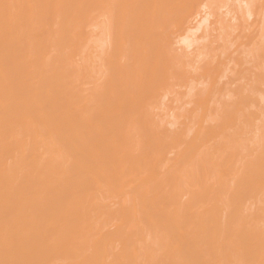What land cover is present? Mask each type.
<instances>
[{
	"label": "bare ground",
	"instance_id": "6f19581e",
	"mask_svg": "<svg viewBox=\"0 0 264 264\" xmlns=\"http://www.w3.org/2000/svg\"><path fill=\"white\" fill-rule=\"evenodd\" d=\"M216 1L0 0V150L58 151L0 166V264H264V0Z\"/></svg>",
	"mask_w": 264,
	"mask_h": 264
},
{
	"label": "rangeland",
	"instance_id": "374dc122",
	"mask_svg": "<svg viewBox=\"0 0 264 264\" xmlns=\"http://www.w3.org/2000/svg\"><path fill=\"white\" fill-rule=\"evenodd\" d=\"M215 1H216V0H215ZM221 1H223V0H221ZM224 1H226V0H224ZM224 1H223V2H224ZM227 1H229V0H227ZM212 2H213V1H212ZM212 2H211V3H212ZM217 2H218V1H216L214 4L211 5V7H212V8H211V11L213 12V14H214L213 16H214V17H210L211 22H212V25H211V23L209 22V23H210L209 25H211V26H210V29H212V26H213V25H216V26H214V28L212 29L213 32H211L212 30L210 31V32H211V35L214 34L215 37H216V35H217V32L219 31V26H220V25L223 26L225 23H228V24H226L225 27H223L224 29H223V28L220 29V32H221V30L223 29V32H221V33H223L222 36H224V32L227 34V30L230 31V33L232 32L231 29H228L230 26H231V28H232V24H230V22H229V21L231 20V19H229V18L231 17V15H230V14L227 15L225 12H227V11H232V14H234V15H238L237 18H241V17H242L241 12L238 11L239 9H237V7H236V5H238V3L236 2V0H230L229 3H228V2H226V3L224 2V3H225V4H224V7H226L225 5H227V7H226L227 9H225L224 7H222L223 4H221V5L219 4L220 0H219L218 3H217ZM234 2H235V4H234L235 6H234V5L232 6V4H233ZM220 3H221V2H220ZM227 3H228V4H227ZM215 4H216V5H215ZM256 4H257V3H255V9L259 11V8L256 7ZM260 4H261V3H260ZM219 5H220L221 8H219ZM258 5H259V3H258ZM213 6H215V7H213ZM259 6H260V5H259ZM217 7H218V8H217ZM234 8H235V9H234ZM222 9H223V10H222ZM216 11H217V12H216ZM218 11H219V12H218ZM237 11L240 12V14H239ZM258 11H256V12L253 14V16L250 18V20H249V18L247 19V20H249V21H245L246 18H243L245 22L242 21L243 19H240V20L237 19L238 21H236V22H237L236 25H237V24H238V25L236 26V28H237L238 26H239L238 28H241V27H244V28H245L246 25H248L249 23H251L250 21H251V19L253 20V18H254L253 21L256 23V22L260 19L259 16L261 15L260 11H259V12H258ZM94 12H95V11H94ZM94 12H92V13H94ZM233 12H234V13H233ZM95 13H97V12H95ZM90 14H91V13H90ZM218 14H219V15H218ZM93 15H95V14H93ZM93 15H92V16H93ZM215 15H216V17H215ZM224 15H225V17H224ZM256 15H257V16H256ZM218 17H219V18H218ZM222 17H223V18H222ZM94 19H95V17L93 16V21H94L95 23L93 24V22H92V20H91L90 22H92L93 25H92L91 23H90V24L88 23V24H87V27H86V30H85L86 32H88V33L85 32L86 35L89 34V36H86L88 39H86L85 42H87V43H83V47H81V48H79L81 45H78V48L82 50V51L80 50L81 53H79L80 56L82 57V59H81L82 62H81V63H83V59H84V62H85V61H86V62L88 61V62H87V66L89 65L88 68L90 69V64H91V62H92V64H93L92 68L94 67L92 70L95 69V66H96V64H97V61H95L96 59L94 60L93 58H94L95 56L97 57L96 54L98 53V52H96V53L94 54L93 51L95 52V50H93V48L96 47V49H98L99 46H98V45H95V44H97V40H96V43H95V44H91V42L94 43L95 40H92V39H93L94 37H96V36H99L100 33H101V32H99V31H102V29H101L100 27H97V26H98V25H97L98 23H96L97 20L95 21ZM210 19H209V20H210ZM213 19H214V21L217 20L218 22L216 21L217 23L213 24V22H214ZM215 19H216V20H215ZM218 19H219V20H221V19H224V20H225V19H226V20H225V21L222 20V21H224V23L222 22L223 24H222V23L219 24L220 22H219ZM228 19H229V21H228ZM226 21H227V22H226ZM239 21H240V22H239ZM242 22H243L244 24L247 22L248 24H245V25L243 24L244 26H241L242 24L239 25V23H242ZM254 22L251 23V24L254 25ZM95 24H96V28H95ZM217 24H218V25H217ZM251 24H250V25H251ZM227 25H228V26H227ZM92 26H94V27H92ZM226 26H227L228 28H226ZM240 26H241V27H240ZM248 26H249V25H248ZM254 26H255V28L257 27L256 25H254ZM90 27H91V28H90ZM217 27H218V28H217ZM233 27H235V26H233ZM246 27H247V26H246ZM87 28H88L89 30H88ZM93 28H94V29H93ZM97 28H98V30H97ZM216 28H217V29H216ZM244 28H241L240 32H238V33H236V34H231V36H232V35H235V36H233V37H234V38L237 37L238 40H241V39L245 36L244 39H242L241 41L245 40V38H246V36H247V35H245V34L247 33L248 30L246 29V32L244 33V35L239 34V33H241V31H242ZM255 28H253V29L250 28V29H251L250 31L254 30L253 32H255L254 34L251 32L252 35H255V34H256ZM91 29H92V30H91ZM95 29H96V31H94ZM100 29H101V30H100ZM214 29H216V30H214ZM225 30H226V31H225ZM236 30H237V29H236ZM244 30H245V29H244ZM97 31L99 32L98 34H97ZM214 31H217V32H214ZM233 31H235V30H233ZM238 31H239V30H238ZM250 31H248V32H249V33H248L249 35H250ZM90 32H91V34H93L92 36L90 35ZM94 32H96V33L94 34ZM200 32H201V34H202V33L204 34V31L202 30V31H199V32L197 33V36H198V34H199ZM235 32H237V31H235ZM235 32H234V33H235ZM242 32H243V31H242ZM218 33H219V32H218ZM232 33H233V32H232ZM83 34H84V33H83ZM101 34L104 35L103 33H101ZM201 34H200L198 37H201ZM226 34H225V36H226ZM228 34H229V33H228ZM228 34H227V35H228ZM211 35H210L209 37H212ZM218 35H219V34H218ZM236 35H239L240 37L243 36V37H242V38H238V36H236ZM84 36H85V34H84ZM90 36H91V38H90ZM93 36H94V37H93ZM100 36H101V35H100ZM222 36H221V37H222ZM229 36H230V34L228 35V37H229ZM231 36H230V37H231ZM86 37H83V38H86ZM215 37H213V38H215ZM226 37H227V36H226ZM228 37L226 38V40H227V39H230V37H229V38H228ZM98 38H99V37H98ZM98 38L96 37V38H94V39H98ZM222 38H224V37H222ZM234 38H232V40H234ZM89 39H90V40H89ZM224 39H225V38H224ZM237 39H235V40H237ZM255 39H256V38H255ZM255 39H254V40H255ZM210 40H211V39H210ZM213 40L216 41L217 38H215V39H213ZM213 40H212V41H213ZM218 40H219V39H218ZM218 40H217V43H216V44H218L219 41L224 42V40H221V39H220L219 41H218ZM230 40H231V39H230ZM235 40H234V41H235ZM238 40H237V41H238ZM208 41H209V40H207V42L203 41V44H204V45H202L201 42H200L201 44L199 43V44H195V45H193V47H192L193 49L191 48V50L193 51L194 48L197 49L198 47L202 50V46H204V47L207 49V46H205V43H208ZM214 41H213V42H214ZM246 41H247V39H246ZM83 42H84V41H83ZM204 42H205V43H204ZM209 42H210V41H209ZM239 42H240V41H239ZM84 44H86V45H84ZM208 44H209V43H208ZM208 44H207V45H208ZM210 44H211V42H210ZM210 44H209V45H210ZM219 44H222V43L219 42ZM85 46H86L87 48H85ZM93 46H94V47H93ZM97 46H98V48H97ZM200 46H201V47H200ZM88 47H89V48H88ZM82 48H85V49H82ZM91 48H92V49H91ZM206 49H205V50H206ZM231 49H232V48H231ZM231 49H230V50H231ZM233 49H234V47H233ZM233 49H232V50H233ZM241 49H242V48H241ZM84 50H85V51H84ZM90 50H91V51H90ZM198 50H199V49H198ZM203 50H204V49H203ZM203 50H202V52H203ZM75 51H76V50H75ZM75 51H73V53H75V54H73L74 56H72V61L77 60V58L80 57V56H78V52H79L78 49H77L78 52H75ZM83 51H84V52H83ZM89 51H90V52H89ZM96 51H97V50H96ZM85 52H86V53H85ZM193 52H194V51H193ZM195 52H196V50H195ZM76 53H77V55H76ZM84 54L88 56V59H87V57L85 58V55H84ZM90 54H91V55H90ZM98 54H99V53H98ZM75 55H76V56H75ZM92 55H95V56H92ZM191 55L196 56L197 53H195V55H194V53L191 54ZM77 56H78V57H77ZM83 56H84V58H83ZM90 56H91L92 58H91ZM193 56H192V57H193ZM76 57H77V58H76ZM81 57H80V58H81ZM96 57H95V58H96ZM196 57H198V56H196ZM75 58H76V59H75ZM80 58H79V59H80ZM89 58H90V59H89ZM193 58H195V57H193ZM86 59H87V60H86ZM91 59H93V60H91ZM190 59H192V58L190 57ZM195 59H196V58H195ZM81 60H79V61L77 60L76 62L79 64V62H80ZM193 60H194V59H193ZM196 61H197V60H196ZM73 63H75V62H73ZM77 63H75V64L78 65ZM81 63H80V64H81ZM95 63H96V64H95ZM75 64H73L74 67H76ZM83 64L86 65V63H83ZM243 66H244V65H243ZM85 69H86V67H85ZM89 69H88V70H89ZM92 70L90 69V71H92ZM88 73H89V72L86 71L87 78L90 77V76L88 75ZM93 73H94V72H93ZM93 73L91 72L90 75H93ZM88 76H89V77H88ZM91 77H92V76H91ZM91 77H90V79H91ZM90 79H88V80H90ZM92 79H93V78H92ZM89 83H90V82H89ZM90 85H91V84H90ZM88 86H89V85H88ZM177 90H178V89H177ZM182 90H183V88H182V89L180 88V89L178 90V91H179L178 95L181 94V93L183 92ZM180 91H182V92H180ZM184 92H185V89H184ZM175 93H176V92H175ZM175 95H176V94H174V93H173V94H170V95H169V100L171 101ZM170 104H171V102H170ZM263 104H264V103H263ZM252 127H253V126H252ZM254 127H255V126H254ZM252 129L254 130V128H252ZM253 130H251V128H250V131H253ZM254 131H255V130H254ZM254 131H253V133H254ZM248 132H249V131H248ZM251 133H252V132H251ZM253 133H252V134H253ZM249 134H250V133H249ZM247 135H248V134H247ZM247 135H246V136H247ZM244 136H245V135H244ZM251 136H252V135H250L249 137H251ZM32 137H33V136H32ZM32 137H31V138L28 137L29 140H31ZM39 137H40V136H39ZM44 137H45V138H44ZM44 137H42V138L40 137L41 140H43V139L45 140V139H49V138H50L49 135H46V136H44ZM247 137H248V136H247ZM26 138H27V137H26ZM37 139H38V138H37ZM3 140H6V139H2V140H0V143H3L2 145H3V147H4L5 141H3ZM39 140H40V139H39ZM250 141H251V140H250ZM250 141H249V142H250ZM249 142H246V143H249ZM43 143H44V142H43ZM43 143H40L41 145L39 144V145L36 146V147H35V146H34V147H31L32 150H31V149H30V150H31L32 153L30 152L29 149H28L27 151H25V152H27V155H28L27 158H25L26 153H25L24 151L19 150V149H14L15 151L12 149V150L15 152V153L13 152L14 154L12 153L11 150H10V151H9V150L7 151V150L5 149V150L7 151V152H6V151H4V149H1V150H0V160H1V161H0V164H2V165H0V166H3V165H4V166H5V165L7 166L8 164H9V166H10V163L14 161V160L11 161V159H18L19 161H22V160L20 159V158L22 157V158H23V161L20 162V163H23L24 161H25V162L23 163L22 166H20V167L18 166V167H19L20 170H21V169H23V170H21V171H20V170H17V171L19 172V175L21 174L24 178L27 176V179H26V180H28V181H25V180H24V181H25V182H28L29 184L26 183L25 186L27 187V184H28V186H29V185L31 184L30 181H32L33 184H35V185H37V186L40 185L41 187L44 186V188H45V185H47V184L44 182L45 185H43V179H42V181H41L40 179H41V178H46V177H45V176L42 177L43 175H41V173H39V172H37L38 174H37L36 172H34V170H35V171H38L42 166H39V169H38L37 167L32 168V166H33V162H34L33 160H37V158H38V160L44 161V160L48 157V156H46V154L48 155V153H49V155H54V154H58V151H56V150H55L54 152L51 151V149H49L48 147H45V146H46L45 144L42 145ZM250 143H251V142H250ZM252 143H253V142H252ZM2 145H1V146H2ZM251 145H252V144H251ZM247 146H248V145L246 144L245 147H247ZM249 146H250V145H249ZM33 149H35V151H34ZM248 149H249V147H248ZM17 150H18V151H17ZM19 151H20V152H19ZM33 151H34V152L37 151L36 153H38V154L34 153V154H35L34 156H36V157L33 156ZM10 152H11L12 154H11ZM28 152H30V153H28ZM45 152H46V154H45ZM47 152H48V153H47ZM19 153H20V154H19ZM23 153L25 154V156H22ZM21 154H22V155H21ZM44 155H45V156H44ZM19 156H20V158H18ZM12 157H13V158H12ZM45 157H46V158H45ZM4 158H5V159H4ZM10 158H11V159H10ZM33 158H34V159H33ZM2 159H4V161H6V160H7V161L4 162ZM9 159H10V160H9ZM26 159H28L29 162L26 161ZM29 159H30V160H29ZM18 160H17L16 162H18ZM32 161H33V162H32ZM9 162H10V163H9ZM14 162H15V161H14ZM14 162H13V163H14ZM31 162H32V163H31ZM13 163H11V164H13ZM34 164H35V163H34ZM13 165H14V164H13ZM4 166H3V167H4ZM6 166H5V167H6ZM3 167H0V169H3ZM5 167H4V168H5ZM7 167H8V166H7ZM21 167H23V168H21ZM35 168H37V170H36ZM42 169H43V167H42ZM44 169H45V168H44ZM30 170H31V171H30ZM27 171H29V174H30V172H31L32 175H30V177H29V174H28ZM39 171L41 172L42 170H39ZM45 171H46V169H45ZM26 172H27V174H26ZM17 174H18V173H17ZM34 174H35V175H34ZM39 174H40V175H39ZM42 174H44V173H42ZM38 175H39V176H38ZM45 175H46V174H45ZM47 176H48V175H47ZM31 177H32V178H31ZM37 177H38V178H37ZM39 177H41V178H39ZM30 178H31V179H30ZM47 179H48V177H47ZM29 180H30V181H29ZM39 180H40L41 183L39 182ZM44 180H46V179H44ZM48 180H49V179H48ZM24 181H23V183H25ZM46 182H47V181H46ZM0 184H1V183H0ZM22 185H23V184H22ZM42 185H43V186H42ZM25 186H24V187H25ZM40 186H38V187L40 188ZM1 187H2V185H1ZM44 188H43V191H41V193H40V191H39L40 189H39V190H38V191H39L38 193L42 194V193L44 192ZM27 189H28V188H27ZM27 189H26V190H27ZM3 190H4V189H3ZM5 190H7V189H5ZM44 193H47V192H44ZM44 193H43L44 196H45V195L47 196V194H49V193H47V194H44ZM40 194L38 195V197H39L38 200H39V199L42 200V198H43V195H41V196H42V198H41ZM49 196H51V195H49ZM47 198H48V197H46V199H47ZM44 199H45V197H44ZM44 199H43V200H44ZM46 199H45V200H46ZM107 199H108V198H107ZM107 199H106V200H102V201H105V202H106ZM112 199H113V198H112ZM114 199H115V198H114ZM114 199H113V201H114ZM110 200H111V198H110ZM110 200H109V202H110ZM2 201H3V200H1L0 204H2ZM4 201H5V200H4ZM4 201H3V203H4ZM111 201H112V200H111ZM115 201H117V198L115 199ZM5 202H8V201L6 200ZM35 202H36V201H35ZM8 203H10V201H9ZM8 203H6V204H8ZM11 203H12V202H11ZM36 203H37V202H36ZM41 203H43V201H42ZM44 203H45V202H44ZM37 204H40V201H39ZM0 206H3V205H0ZM4 212H5V213H4ZM4 212H3V211L0 212V214L2 213V214H1V217H2V216L4 217V219H5L4 222H6V220L8 219V222H7V223H4V222L0 223V227H1L2 224H4V225L2 226L1 229H3V230L5 229V232H6V233H7L8 230H9L8 233L11 234V233H12V229L10 228L11 222H10V224H9V221H11V219H12L13 216H12L11 218H8L9 216H8L7 218H5V217L7 216V214H9V213H8L7 211H4ZM6 212H7V214H6ZM3 214H4L5 216H4ZM9 215H11V214H9ZM1 217H0V218H1ZM37 217H39V216H37ZM24 218H25V217H24ZM1 219H2V218H1ZM4 219H3V220H4ZM3 220H0V221H3ZM20 220H21V219H20ZM24 220H25V219H24ZM24 220L22 219V221H21L22 223H21V224L24 223ZM13 224H14V223H13V221H12V225H11L12 228L15 226V224H14V225H13ZM5 225H7L6 228L9 227V229H8V228L6 229V228H5ZM37 229H39V228H37ZM126 229H127V228H126ZM10 230H11V231H10ZM35 230H36V229H35ZM35 230H34V231H35ZM129 230H130V229H129ZM34 231H33V234H35ZM30 232H31V231H30ZM35 232H37V230H36ZM8 233H7V238L1 236L2 238H0V242H1V243H0V246H1V245L3 246V244H7V242L9 243V241L12 242L11 239H13V237H11V235H9ZM8 236L11 237V238H9ZM141 236H142V235H141ZM140 238H144V237L142 236V237H140ZM146 238H148V237H146ZM2 239H3V241H4V240H5V241L3 242ZM144 239H145V238H144ZM146 241H147V240H146ZM147 242L150 243L149 240H148ZM146 244H147V243H146ZM0 248H1V247H0Z\"/></svg>",
	"mask_w": 264,
	"mask_h": 264
}]
</instances>
